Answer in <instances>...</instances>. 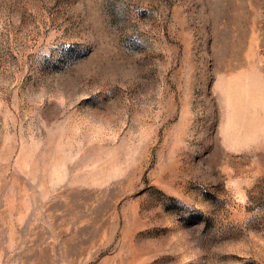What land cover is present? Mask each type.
Listing matches in <instances>:
<instances>
[{"label":"rangeland","instance_id":"1","mask_svg":"<svg viewBox=\"0 0 264 264\" xmlns=\"http://www.w3.org/2000/svg\"><path fill=\"white\" fill-rule=\"evenodd\" d=\"M0 264H264V0H0Z\"/></svg>","mask_w":264,"mask_h":264}]
</instances>
